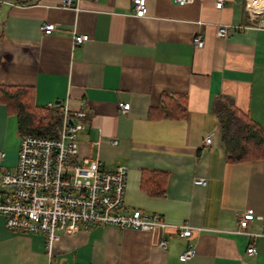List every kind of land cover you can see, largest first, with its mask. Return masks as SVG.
<instances>
[{"label": "crops", "instance_id": "0c3cea01", "mask_svg": "<svg viewBox=\"0 0 264 264\" xmlns=\"http://www.w3.org/2000/svg\"><path fill=\"white\" fill-rule=\"evenodd\" d=\"M0 0V86L28 87L33 103L69 100L85 113L79 157L107 170L127 167L122 210L157 214L167 223L168 246L158 249V229L135 231L80 224L53 242L56 264H264V238L248 256V239L234 233L237 214L264 213V159L230 162L212 110L220 97L264 130V30L249 28L245 0H146V14H132V0ZM250 3V0H249ZM253 12H256L254 10ZM54 24L50 34L43 22ZM245 26L228 38L217 24ZM73 33L86 34L72 44ZM201 33L204 44L192 46ZM182 97L183 115H150L162 99ZM119 102H128L125 114ZM156 112V111H155ZM157 113V112H156ZM212 133L211 143L202 140ZM20 133L0 102V172L15 167ZM115 141V142H113ZM206 179L205 185L194 179ZM188 223L190 237L172 225ZM253 230H260L255 219ZM195 244L185 261L179 256ZM44 238L11 231L0 214V264H47Z\"/></svg>", "mask_w": 264, "mask_h": 264}, {"label": "built area", "instance_id": "2783aa9c", "mask_svg": "<svg viewBox=\"0 0 264 264\" xmlns=\"http://www.w3.org/2000/svg\"><path fill=\"white\" fill-rule=\"evenodd\" d=\"M146 0H132L131 12L135 17L146 14ZM183 5L194 0H172ZM78 0H61L59 7L77 11ZM216 9L224 6V0H215ZM262 15L263 13H258ZM249 28L264 30V17L254 19L248 16ZM245 28L232 24H217L216 35L228 38L233 30ZM42 34H50L54 24L43 21ZM88 39L86 34L73 33L72 44H82ZM204 44L201 33L192 38V46L200 48ZM128 102H119L118 111L125 114ZM59 117L54 136L25 134L20 136L16 164L12 170L0 172V214L4 217L6 229L20 233L41 235L48 256L47 264H56L50 259L53 242L62 232L72 235L80 224L113 225L119 229L160 232L156 247L165 250L168 239L165 233L167 223L159 215L144 213L139 209L126 212L122 210L126 185L127 167L118 165L115 170H107L98 159L75 156L78 151V134L85 127V113L71 111L69 100L48 103L44 106ZM212 133L202 140V147L211 143ZM115 142V141H113ZM4 152L0 151V158ZM194 184L205 185L206 179L198 177ZM255 219L261 221L260 230L252 228ZM181 237H190L192 227L188 223L172 225ZM234 233L243 234L248 243L245 253L256 254L254 243L258 237L264 238V213L256 215L252 208L237 214ZM195 244L191 243L179 256L181 261L192 257Z\"/></svg>", "mask_w": 264, "mask_h": 264}, {"label": "trees", "instance_id": "16d2710c", "mask_svg": "<svg viewBox=\"0 0 264 264\" xmlns=\"http://www.w3.org/2000/svg\"><path fill=\"white\" fill-rule=\"evenodd\" d=\"M168 98L162 99L160 105L150 109L148 114L166 117L183 115L182 97ZM0 102L15 116L20 136L33 134L51 137L56 134L59 117L45 107L36 106L28 87L0 86ZM212 110L220 124V139L226 160L241 162L264 159V130L258 123L238 110L228 97L216 99Z\"/></svg>", "mask_w": 264, "mask_h": 264}, {"label": "rangeland", "instance_id": "374dc122", "mask_svg": "<svg viewBox=\"0 0 264 264\" xmlns=\"http://www.w3.org/2000/svg\"><path fill=\"white\" fill-rule=\"evenodd\" d=\"M245 8H246L247 17L252 16L254 19H259L262 16L264 17V2L261 4V6L258 9H253L250 7L249 0H245ZM254 10H256V12H253ZM258 13H263V14L260 15Z\"/></svg>", "mask_w": 264, "mask_h": 264}, {"label": "bare ground", "instance_id": "6f19581e", "mask_svg": "<svg viewBox=\"0 0 264 264\" xmlns=\"http://www.w3.org/2000/svg\"><path fill=\"white\" fill-rule=\"evenodd\" d=\"M263 2V0H250V7L253 9H258Z\"/></svg>", "mask_w": 264, "mask_h": 264}]
</instances>
